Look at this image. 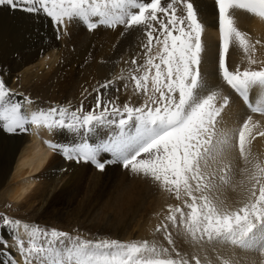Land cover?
Masks as SVG:
<instances>
[{
  "label": "snow or ice",
  "instance_id": "snow-or-ice-1",
  "mask_svg": "<svg viewBox=\"0 0 264 264\" xmlns=\"http://www.w3.org/2000/svg\"><path fill=\"white\" fill-rule=\"evenodd\" d=\"M181 3L182 14L178 16L177 5ZM215 3L221 37L218 77L249 112L264 117V67L241 71L237 66L232 71L228 64L230 44L237 43L245 54L254 48L235 26L234 11L264 20V0ZM3 8L49 18L57 39L67 34L68 25L74 21L88 31L143 27L147 60L135 69L140 72L142 67V74L131 76L135 92L145 96L139 107L126 103L121 108L111 101L104 105L97 89L95 108L87 113L83 103L74 111L68 106L30 110L31 99L26 97L23 103L14 100L16 93L0 78V131L19 134L35 127L79 135L80 141L73 145L45 143L66 161L90 163L101 172L108 164H118L132 176L151 179L162 190L174 193L183 204L169 205L167 222L156 229L163 232L170 248L155 241H91L0 216V224L14 230L15 247L23 264H243L241 253L264 257V166L255 162L251 153L253 132L260 124L248 115L236 130L222 127V114L231 99L223 95L218 105L221 93L210 90L202 75L205 29L189 0H170L166 5L162 0H0ZM153 48L159 49L155 55ZM248 63L257 61L249 55ZM132 64H136L135 59ZM111 83L100 87L108 89ZM103 128L111 129L110 135L91 143V136ZM257 135L264 137V130ZM234 150L245 165L241 171L247 173L248 186L240 206L230 209L214 193L232 184L231 165L225 158ZM102 155L106 159L101 160ZM240 185L244 186L243 180ZM21 227L27 239L20 235ZM173 230L196 249L191 258L176 248ZM0 246L11 247L2 238ZM220 249L231 254L222 256ZM9 264L19 262L13 258Z\"/></svg>",
  "mask_w": 264,
  "mask_h": 264
},
{
  "label": "rangeland",
  "instance_id": "rangeland-1",
  "mask_svg": "<svg viewBox=\"0 0 264 264\" xmlns=\"http://www.w3.org/2000/svg\"><path fill=\"white\" fill-rule=\"evenodd\" d=\"M162 1V4L165 1L167 2V0ZM211 1L214 2V0ZM236 18L239 17L236 16ZM13 24L16 28H14ZM153 24L156 27V22H153ZM53 27L55 28L50 23L49 18L43 15L34 17L20 11L13 12L7 8L0 9V38H2L0 54L15 53V67H17L19 64V61H16L17 55L23 53V51H29L30 48L32 49L36 46L37 41L48 37L52 33ZM67 28L73 30H71L72 32H67L68 34H64V43H62L63 46L60 49V55L57 59L56 67H54L55 70L54 68L47 69L45 70L47 72H43L40 77H36L33 81L24 82L15 78L17 80L15 81V90L22 89L24 92L23 96L30 98L34 106L40 109H48L53 106H68L74 111L79 109L81 103H83V111L87 113L95 108L98 95L97 89H99L100 98L104 105H108L109 101H111L122 108L126 103L136 107L144 103V94L142 92L137 94L134 90V81L131 80V73L123 71L132 63L133 59H137L136 64L138 62L143 63V60H140L145 55L144 52L146 50L143 45L147 43V38L139 27L133 29L100 27L95 31H88L82 23L74 21ZM10 31H14V34ZM83 41L87 44L86 46L83 45L84 48L81 45ZM233 44L238 46L235 42ZM239 49L241 48L239 47ZM214 51L218 52L216 56L219 57L220 47H214ZM69 56H72L71 60L65 62L63 68H57L60 60H67ZM108 78L110 79L108 81L112 82L110 87L108 89L101 88L102 84L108 83ZM207 84L212 87V83H210L211 85ZM224 118L226 116H223L225 121ZM111 131L109 128L98 130L91 136L90 142L93 144L101 142L110 135ZM56 132L58 131L49 133L52 135L54 143L61 144L55 135ZM3 133L4 137L8 138L7 140L10 139V141L17 135ZM71 136L72 143L64 145L76 144L81 139L79 135L73 133H71ZM6 144H8L6 141L2 143V145ZM251 146L255 148L256 144ZM263 148L264 146L262 145V147L256 148L251 152L254 161L263 163L262 166H264ZM52 156L51 165L47 167L40 177L41 182L37 179L41 185V190L43 188L51 190V187H55L53 185L58 182L56 178L64 175L51 178L54 174L53 172L61 169L60 174L65 173L75 165V162L66 161L58 151L53 150ZM258 156H262V158L258 159ZM233 158V160H225V163L231 165L232 184L224 188L227 193L219 197L220 200L224 201V206L230 209L239 207L240 202L247 196V186L245 189L240 188V181L243 180L248 185L247 173L241 171L245 165H243L237 151ZM100 159L104 160L106 157L102 155ZM76 164L79 167L76 171V177L70 180L65 176L63 183L57 184L56 187L58 189L56 188L55 192H50V196H48L49 201H53V199L58 201V206L53 211L45 215L43 209L47 201L42 202V204H40V200L34 201L35 206L27 209L23 206L24 202L16 204L3 200L0 203V216L20 220L23 224H28L32 227L39 226L48 230L57 229L70 233L72 236H80L91 241L102 239L127 243L134 241H149L151 243L155 241L163 245V247L170 248L164 239L163 232H157L156 229L167 222L165 217L169 214L168 206L183 207L182 200H177L174 193L162 190L151 179L142 176H132L118 164L106 165L103 172L90 163ZM61 165H66L63 168L64 170ZM52 179L53 181H51ZM239 189H244V197H241ZM41 190L37 195H40ZM231 199H239V201H227ZM184 211L187 212L188 209L185 208ZM4 230L11 233L13 229L10 227L6 228L3 224H0V238L2 239ZM173 237L176 248L182 254L191 258L196 249L188 244L183 237L176 235L175 230H173ZM13 240L11 244L8 243L11 247H8L7 250L15 249L16 251V238ZM3 249L0 246V251H5ZM219 252L222 256L231 254L229 250L225 249H220ZM241 255L245 257L243 264H261L264 261V257H261L258 253H241ZM201 256L203 258V252H201ZM211 256L214 258L215 253H212Z\"/></svg>",
  "mask_w": 264,
  "mask_h": 264
},
{
  "label": "bare ground",
  "instance_id": "bare-ground-1",
  "mask_svg": "<svg viewBox=\"0 0 264 264\" xmlns=\"http://www.w3.org/2000/svg\"><path fill=\"white\" fill-rule=\"evenodd\" d=\"M169 2L170 0L169 1L167 0V2L165 1L164 4L166 5ZM189 2L193 4V7L197 13L198 19L204 25V29H205L202 35V42L204 45V51L202 53V64H201L202 75L204 76L206 83H209V84L212 83V87L209 86L210 90H216L221 93V96L217 98L218 105L219 103L222 102L221 98L223 95H227L231 99V104L229 108L225 110L224 115H223V116H226V118H224L225 121L223 120V124H224L223 128L225 130L238 129L239 126L242 124L243 120L246 119L248 115L252 116L254 122H259L260 124V128L255 129L253 132V135L255 138L252 140L251 145L256 144V146L255 148L251 146V152H252L254 149L260 148L262 147V145L264 146V137L257 135L258 131L264 130V117L249 112V110L242 103L241 99L226 84H224L218 77V74H217L218 57L216 56L218 52L216 53L214 51V47H220V44H221V39H218L220 32H219V24H218L217 5L215 1L212 2L211 0H189ZM182 9H183V4L182 3L178 4L177 5V15L178 16L182 14ZM158 16L163 18V14H158ZM236 16L239 18H236ZM10 18L12 17L10 16ZM234 20H235V26L242 33H245L247 35L249 44L254 46V48L250 47L249 53L245 54L242 48L239 49V47L236 46V44L235 45L233 43L230 44L229 54H228V64H229L230 70L234 71L237 66H239L241 71H243L245 67H252L253 69H259V68L264 67V20H261L260 18L255 17L242 10L234 11ZM165 22L167 21L165 20ZM156 27H159V25L156 24ZM14 28H16L15 25H14ZM139 28L144 34V30H142L143 27L141 26ZM71 30L73 29L67 28V32ZM10 32L14 34V31H10ZM1 40L2 38H0V43H1ZM63 40H64V35H60V38L57 39V33H56L55 28L53 27L52 33L48 37H46L44 40L42 39L40 41H37L38 43L32 49L30 48L29 51H25V52L23 51V53L19 52L20 54H18L16 57V61H19V64L17 67H15V53H13L12 50H11L12 53L10 54H0V78H3L8 84V86L13 90V92L16 93V96L13 97L14 100L20 103H23L24 98H26L23 96L24 92L22 89L15 90L16 88L15 81L17 80L24 81V82L33 81V79H36V77L37 78L40 77L43 74V72H47L45 70L56 67L55 65L60 55V49L63 46L62 43H64ZM257 41H259V43H257ZM81 43H82L81 44L82 47L83 45L85 46L87 45L85 41ZM158 50H159L158 48H153L152 55L156 54ZM132 55H135V54H132ZM249 55L251 56L252 59H255L257 61L256 64L249 65L248 63ZM71 57L72 56H69L67 60H60V62L57 65V68L59 67L63 68L65 62H69L71 60ZM146 60H147V56L144 55L143 59L140 60L143 63L138 62L139 64L137 63L136 65H133L131 63L126 69H123V71L125 72L128 71V73H131V75L133 74L141 75L144 69L141 67L140 72H136L135 69L139 66H143ZM44 75L46 74L44 73ZM15 78L17 80H15ZM108 80L110 79L108 78L107 81ZM24 95L26 96V94ZM256 95H257L256 92H254L252 95L254 100L256 98ZM32 104L29 106L30 110L40 109L39 107L34 106V103ZM55 135L61 144H71L72 143L71 142V139H72L71 132L63 130V131L56 132ZM4 136H5L4 133L0 131V203L3 200H6L10 203L14 202L16 204L18 203L21 204L24 202L23 206L27 209H31L33 206H35L34 201L40 200V204H42V202L47 201L46 206L43 209L45 215H47L49 212L53 211L58 206V201H54V199L53 201L48 200V196H50V192L56 191L57 184L61 182L63 183V178L65 176L66 178L73 180L77 175L76 171L79 169L78 164L75 163L72 169L70 168L69 170L70 172L68 171V169H67L68 172L61 173V174H60L61 169L59 171L53 172L54 174L51 176V178L53 177L56 178L63 174L64 175L62 177L56 178L58 182L56 183V185H53L55 187L52 188L50 186L51 190H49L48 188L47 189L43 188L41 190V185L39 184L37 179H39L40 181V177L42 173L52 163L51 159L53 157L52 156L53 150L50 149L45 143V141L54 143L52 135L45 129H37L35 127H32L29 129L27 133H19L16 135L14 139L12 137L13 140L11 141L10 139L7 140L8 138ZM4 141H6L8 144L2 145ZM263 151H264V148H263ZM234 155H236L235 150L229 153L227 157L225 158V160L227 161L233 160ZM259 158H262V156H258V159ZM65 166L66 165H61L62 169L65 168ZM250 166L248 165V167ZM58 172L59 174H57ZM51 181H53V179ZM246 186L248 185L244 181V187L240 185V188L245 189ZM244 189H239V193L241 197H244V194H243ZM40 190H41L40 195H37V193ZM225 193H227V190L223 188L221 191L214 193V195L218 197H222ZM227 201L237 202L239 201V199H231ZM7 230H4L5 232L3 233V239L7 240V242L11 244L14 241L13 239L16 238V236L14 234V230H12L11 233H8ZM20 235L25 237V239H27V236L23 232L22 227L20 229ZM3 250L5 251H0V264H9L10 257L11 259L14 258L15 261L19 262V264H23V259L20 256V254L17 252V250L16 251L15 249H11V250L3 249ZM7 251L8 253H6Z\"/></svg>",
  "mask_w": 264,
  "mask_h": 264
}]
</instances>
